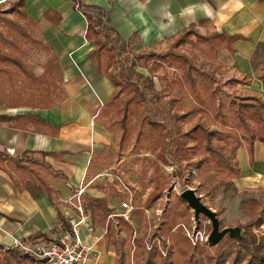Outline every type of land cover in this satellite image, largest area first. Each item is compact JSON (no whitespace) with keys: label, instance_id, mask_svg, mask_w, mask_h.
<instances>
[{"label":"trees","instance_id":"16d2710c","mask_svg":"<svg viewBox=\"0 0 264 264\" xmlns=\"http://www.w3.org/2000/svg\"><path fill=\"white\" fill-rule=\"evenodd\" d=\"M73 1L87 20L85 36L93 46L88 56L95 62L99 74L105 75L115 87L105 109L110 114L107 126L115 133L119 155L131 145L133 132H136V144L145 143L156 155L153 191L143 211L135 207L133 215H142L149 223L144 210L155 206L166 190H171L173 176L179 178L181 186L188 184L194 174L186 175L193 169H198L199 176L214 172L208 176V192L212 198L221 187L239 193L241 190L234 181L241 176L239 148L247 150L252 166L255 143L260 141L264 145V96L235 90L227 103L221 100L216 85L224 65L217 58L224 49L235 54L236 42L249 38L225 31L203 32L199 26L206 20H201L166 38V49H141L138 46L143 42L139 35L123 38L109 23L105 8L88 4L86 0ZM25 3L26 0H0V105L51 108L66 99L62 88L63 71L51 47L32 31L38 21L28 15ZM43 17L57 26L62 20L61 14L54 9L46 11ZM19 38L51 53L41 74H37L21 55L23 47ZM251 63L264 86V42L257 43ZM156 77L160 88L156 85ZM246 81L250 83L248 78ZM178 89L184 90L194 103L188 104ZM207 112L213 123L205 119ZM0 122L24 134L32 128L37 133L57 136L61 129L31 113L0 115ZM64 154L26 150L12 155L7 150L0 151V169L11 177L20 191L28 190L33 197L47 194L63 230L71 227L60 207L67 202L60 198L61 192L49 182L44 170L69 183L68 176L46 160L47 156L63 159ZM161 164L174 166L176 172L173 176L166 175ZM215 176L220 177L216 183L212 182ZM114 178L115 185L121 179L130 188L131 193L124 192L122 196L133 202L130 184L120 173ZM71 189L73 196L77 189L74 186ZM258 191V197L242 202L248 217L245 224H239L242 236L237 238L226 233L219 242L210 243L211 249L193 245L181 230L174 229L179 221L188 220L191 208L187 200L172 191L169 195L174 199L164 211L165 223L153 229L147 238L134 237L136 229L132 220L115 214L107 196H93L85 191L82 201L92 213L94 222L106 226L105 246L114 247L115 264H129L133 245L139 264H264V235L254 231L264 224V188ZM208 226L212 229V223ZM156 237H162L160 246L153 242ZM148 241L152 247L148 248ZM0 264H44V260L17 245L0 244Z\"/></svg>","mask_w":264,"mask_h":264},{"label":"crops","instance_id":"0c3cea01","mask_svg":"<svg viewBox=\"0 0 264 264\" xmlns=\"http://www.w3.org/2000/svg\"><path fill=\"white\" fill-rule=\"evenodd\" d=\"M105 8L109 23L129 39L137 33L141 46L167 44L170 38L192 23L206 22L200 30L225 31L241 34L249 40L236 42L237 51L231 54L222 50L217 61L224 65L219 74L229 70L248 78L250 83H238L243 92L264 96V86L257 78L251 57L258 42H264V1L259 0H86ZM49 9L57 10L62 20L59 26L43 17ZM25 10L38 21L37 29L57 57L64 76L62 88L66 99L51 108H6L0 105V115L31 113L42 117L54 126H60L57 136L34 132L25 134L8 123L0 122V151L12 155L22 151L64 152L63 159L47 156L55 169L62 170L69 183L61 177L45 176L61 192L66 202L72 194L71 186L78 189L85 183L88 171L105 147L115 144V133L108 128L110 114L105 109L115 87L88 56L92 44L86 39L87 20L76 9L73 0H26ZM241 176L235 178L240 190L264 188V145L255 143V160L250 165L244 147L237 153ZM58 179L64 180L63 183ZM262 186V187H261ZM68 197L64 198V190ZM91 189L86 188L90 193ZM68 204H62L65 210ZM63 230L62 223L49 196L33 197L28 190L20 191L11 177L0 169V244L15 245V240L26 241L53 237ZM41 236V237H40ZM43 236V237H42ZM46 236V237H45ZM104 248V246L102 245ZM107 257V256H106ZM108 259L113 260L109 255Z\"/></svg>","mask_w":264,"mask_h":264},{"label":"rangeland","instance_id":"374dc122","mask_svg":"<svg viewBox=\"0 0 264 264\" xmlns=\"http://www.w3.org/2000/svg\"><path fill=\"white\" fill-rule=\"evenodd\" d=\"M31 29L35 36L41 38L37 27H32ZM19 42L23 47L21 55L27 60L29 65L37 74H41L45 69L46 62L51 56V53L44 51L42 48L33 46L31 43L24 41L22 38H19ZM138 48L162 50L167 48V44H156L152 47L139 45ZM141 70L147 73V70ZM224 74H226V76L222 75V77H219V82L217 83L216 88L218 90L219 98L227 103L231 99L233 92L235 90L239 91V89L236 88L237 84L241 83L244 85V82L247 81L244 77H238L237 72L235 71L230 74L229 70H226ZM155 82L157 87L160 88L161 85L157 77L155 78ZM178 91L181 95H183L188 104L194 103L184 90L178 89ZM205 119L209 123H213L210 112H207ZM95 159L96 160L93 161V165L90 167L85 180V183H90L87 187L91 189V191H89L90 194L93 196H107L109 206L112 207L113 212L123 211L120 202L121 200H124L122 196V193L124 192H120V190L118 191V182L116 181L117 183L115 185L113 181V179H115V175L120 173L130 184L132 189L133 205L143 211L144 203L153 191L152 178L154 176L156 155L152 150H149L146 147L145 143L136 144V132H133L131 135V145L121 155H119L114 144L112 146L105 147L103 152ZM161 167L162 172L166 175L173 176L174 172H176V168L172 165L161 164ZM44 173L49 175L46 170H44ZM191 173H193L194 176L184 187L181 186L179 178L177 176H173L171 190H166L164 196L155 206L144 210L145 216L149 218V223H146V220H144L142 215L137 216L132 213L131 220L135 225V233H138V237H149L153 229H157V227H161V223H165L164 211L166 208L171 206L174 199L170 198L169 193L172 191L180 195V193L186 188H194L197 194L202 196L205 204L219 212L218 216L222 221L221 229L224 227H236L239 226V224H245L248 221V217L242 209V202L243 200H248L252 197H258L259 191L257 187L250 188L247 191H243V189L239 193H234L230 188L226 189L221 187L218 189L215 198H212L211 193L208 192V188H210L208 176L214 172L210 171L206 175L199 176L198 169H193L188 172L186 176L189 177ZM219 179L220 177L215 176V179H213L212 182L216 183ZM58 181L61 183L64 182L62 179H58ZM67 197L68 193L64 190V198ZM190 210L191 211L187 216L188 220L179 221L174 229L181 230L187 237H189L193 245L205 246L211 249V242L208 241L212 231V229L208 226L211 221L204 215H201L199 220L196 219L194 211L192 209ZM97 225L99 229H106V226H103L102 224ZM254 231L257 234L264 235V224L260 227H255ZM241 232H243V229H241ZM123 234L127 235V232L124 231ZM161 241L162 237H156L153 240L154 244L158 246L161 245ZM149 247H152V243L148 241V248ZM134 248L135 246L133 245V251L131 250L129 264H131L132 260H134L135 264H139V261L135 258ZM110 252H115L114 247H106L107 257L114 254H110Z\"/></svg>","mask_w":264,"mask_h":264},{"label":"built area","instance_id":"2783aa9c","mask_svg":"<svg viewBox=\"0 0 264 264\" xmlns=\"http://www.w3.org/2000/svg\"><path fill=\"white\" fill-rule=\"evenodd\" d=\"M89 184L87 182L81 185L75 194L66 200L68 205L64 214L71 224L70 229L60 231L51 239L15 240V245L44 260V264H114V258L111 261L106 257V229L98 228L92 213L83 205L82 196ZM117 187L122 192L131 193L130 188L121 179ZM120 203L123 211L115 214L131 220L135 209L132 200L124 199ZM137 235L138 233H134V237ZM131 264H135L134 260Z\"/></svg>","mask_w":264,"mask_h":264},{"label":"water","instance_id":"95a60500","mask_svg":"<svg viewBox=\"0 0 264 264\" xmlns=\"http://www.w3.org/2000/svg\"><path fill=\"white\" fill-rule=\"evenodd\" d=\"M180 195L188 201L190 208L195 213V218L199 219L201 215L209 218L212 223V231L209 236L211 243L219 242L226 233H229L232 237L240 238L242 236L241 227H224L221 229L220 219L217 215V211L203 202L202 196L198 195L194 188L184 189Z\"/></svg>","mask_w":264,"mask_h":264}]
</instances>
